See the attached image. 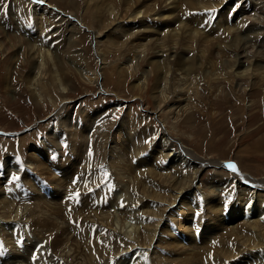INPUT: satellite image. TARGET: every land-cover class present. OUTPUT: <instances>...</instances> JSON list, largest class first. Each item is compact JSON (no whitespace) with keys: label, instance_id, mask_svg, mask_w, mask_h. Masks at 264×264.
Here are the masks:
<instances>
[{"label":"rangeland","instance_id":"rangeland-1","mask_svg":"<svg viewBox=\"0 0 264 264\" xmlns=\"http://www.w3.org/2000/svg\"><path fill=\"white\" fill-rule=\"evenodd\" d=\"M46 1L50 9L42 17L38 11L42 3L0 0V169L4 178L0 183V211L6 212H0V226H5L6 232L0 234V244L8 251L0 257V264H32V252H38L35 264H71V259L59 260L51 255V242L61 233L71 238L69 245L78 251L83 264H131L138 260L144 264H264V216L255 223L248 219L250 212L243 204L255 195L254 188L264 193V187H253L256 181L264 183V76L246 73L235 78L245 68L240 67L242 61L249 68L259 61L256 56L250 55L247 60L242 57L252 40H262L257 43L264 53V25L234 44L230 39L235 33L246 32L251 22L259 23L260 15L264 16V1ZM254 2L263 12L251 9ZM172 6L177 13H167ZM240 10L248 12L237 16ZM137 12L139 16L135 17ZM244 15H249L251 22L240 21ZM173 18L181 27L160 31L165 41L159 39V45L154 43L159 33L154 28L137 34L127 31L135 26L157 28L173 22ZM146 34L153 37L146 38ZM220 40L232 47L219 50ZM138 43L147 44V48L140 50ZM157 59H169L168 81L162 82H166L165 95H157V76L151 71ZM54 61L55 65H50ZM38 64L43 68H33ZM180 65L186 72L179 70ZM215 71L228 74L213 79L209 74ZM38 75L41 78L36 85H41V95L32 84ZM180 77L186 86L196 77L199 86L190 85L183 95L182 102L190 103L177 121L169 110L179 99ZM58 82L64 90L58 91ZM2 130L26 131L5 136ZM154 130L171 133L177 140L176 147L181 144L203 161L201 172L191 171L194 163L178 177L179 182L185 178V187L195 192L185 201L189 208L201 204L189 210L194 213V221L186 225L189 211L182 215V200L180 204L174 202V207L181 208L178 220L164 226L168 217L156 213L167 201H173L177 176L154 169L155 138L160 137L155 141L147 137ZM193 157H187L188 161L192 163ZM230 159L249 174L244 176L251 182L224 166ZM147 179L150 182L143 185ZM213 200L216 203L211 209ZM154 201H158L159 209L153 206ZM17 209H21L18 219L1 217L17 213ZM102 211L109 213L110 229L101 218L93 217ZM157 218L161 223L152 244L144 237L136 238L141 231L139 223L146 221L152 230ZM43 220L47 222L43 231L49 239L40 237L36 222ZM191 223L195 230H191ZM136 226L135 233L132 229ZM14 234L17 242L28 246L24 258L18 257L23 245L14 244ZM5 237L14 243L7 245ZM178 238L186 243L178 244ZM95 240L103 246L90 255ZM251 241L259 244L252 245ZM40 242L42 246L37 247ZM154 248L160 252H154ZM130 253L134 255L130 257Z\"/></svg>","mask_w":264,"mask_h":264},{"label":"bare ground","instance_id":"bare-ground-1","mask_svg":"<svg viewBox=\"0 0 264 264\" xmlns=\"http://www.w3.org/2000/svg\"><path fill=\"white\" fill-rule=\"evenodd\" d=\"M100 2H105L106 0H99ZM168 1V0H167ZM248 1V0H247ZM264 1V0H263ZM110 2H112V1H110ZM178 2V1H177ZM191 2V1H190ZM259 1H257V3H258ZM235 3V2H234ZM242 3V2H241ZM253 3V2H252ZM251 3V4H252ZM131 4H134L133 2L131 3ZM260 4H262V2H259V5ZM98 5L100 6L101 4L100 3H98ZM219 5H220V3H219ZM234 5V4H233ZM241 5V4H240ZM182 6V5H181ZM258 6V4H256L255 2H254V4H253V6L251 7V9H258L260 12H263V10H262V6H260V7H257ZM238 7H239V3H238ZM175 8V6H172L171 7V9L170 10H168L167 11V13H170V14H175V13H177V9L175 10L174 9ZM235 8V7H234ZM242 8V7H241ZM38 9V8H37ZM49 6H48V2H46L45 3V5H41L40 7H39V9H38V11L40 12V15L43 17V16H47V13L49 12ZM263 9H264V7H263ZM181 10V9H180ZM243 10V9H242ZM51 11V10H50ZM238 11V10H237ZM253 11V10H252ZM248 11H239V13L237 14V16L238 15H240V14H243V13H247ZM249 14V13H248ZM112 15V14H111ZM118 15V14H117ZM116 15V16H117ZM135 17H137V16H139V12H137L136 13V15H134ZM164 16H166V14L164 15ZM241 16V15H240ZM162 17V16H161ZM248 17H250L249 15H244L241 19H240V21H246L247 23L250 21L251 22V17L250 18H248ZM206 18V16H204L203 17V19H205ZM247 18V19H246ZM263 18H264V16H262V15H260V17H259V23L258 24H260L261 22L262 23H264V20H263ZM115 19V18H114ZM236 19V18H235ZM244 19V20H243ZM248 19H249V21H248ZM101 20V23H103V21H104V19L103 18H101L100 19ZM113 20V19H112ZM111 20V21H112ZM143 20H145V19H143ZM256 20V19H255ZM106 21V20H105ZM164 21V20H163ZM173 22H170V23H168L167 22V24H164V26H163V24H160V27H157V28H155V26L153 27V26H146V27H144V28H139V29H137V27L138 26H135V27H132V28H130L129 30H127V31H130V34L132 33V34H137V33H139V32H141V31H152V29L154 28V29H156V31L158 32L159 31V33H158V35H156L158 38H155L156 40H155V42L154 43H158V41H159V39H161V40H163L164 38H162V37H164V35H162V37L160 36V31H162L163 29H166L167 27H174V31H175V29L177 30L179 27H181V26H179V25H177V23H175L176 22V20L173 18V20H172ZM178 21V20H177ZM230 21V20H229ZM238 21V20H237ZM254 21V20H253ZM46 22V20H44V23ZM180 22V21H179ZM199 22L201 23L202 21L201 20H199ZM105 23V22H104ZM203 23H205V22H203ZM207 23V22H206ZM237 23V22H236ZM245 23L243 22V25H244ZM258 24H254V23H252L251 22V24H248L247 25V28L245 29V31L246 32H244L243 34H240V33H235L234 35H232L231 36V41L233 42V44H234V42H237V40H243L244 38H245V36L246 35H248L249 34V36L252 34V32H253V30H257L258 29V27H261L262 25H264V24H261V25H258ZM206 25V24H205ZM207 25H208V23H207ZM240 25H241V23H239V27H240ZM43 26H44V24H43ZM126 26V25H125ZM129 26V25H128ZM157 26V25H156ZM228 26V25H227ZM122 27V26H121ZM124 27V26H123ZM141 27V26H140ZM224 27V26H223ZM230 27V26H229ZM232 27H234V26H232ZM29 28H31V27H29ZM118 28V27H117ZM127 28V27H126ZM169 28H167V30H168ZM181 29V28H180ZM229 30V28H226L225 30ZM170 30V29H169ZM223 30V29H222ZM27 31V30H26ZM139 31V32H138ZM230 31V30H229ZM234 31V30H233ZM232 31V32H233ZM27 32H29V30L27 31ZM225 32V31H224ZM238 32V31H237ZM33 33V32H32ZM97 33H99V32H97ZM124 33V32H123ZM218 33V32H217ZM28 34V33H27ZM94 34H95V32H94ZM175 34V33H174ZM29 35H31V33H29ZM100 35V34H99ZM176 35V34H175ZM143 36V35H142ZM171 36H172V33H171ZM192 36V35H191ZM248 36V37H249ZM27 37H29V36H27ZM96 37V36H95ZM148 37H151L150 35H147L146 34V38H148ZM153 37V36H152ZM151 37V38H152ZM177 37V36H176ZM175 37V38H176ZM226 37V36H225ZM258 37H259V35H258ZM175 38H173V39H175ZM218 37H214L213 39H217ZM256 38V37H255ZM254 38V39H255ZM182 40V39H181ZM194 40V39H193ZM193 40H192V43H193ZM212 40V39H211ZM251 40V39H250ZM258 40H260V42L262 41L261 39H258ZM258 40H256V41H253L252 40V43L253 44H248L247 45V47H245V48H247L246 50H245V55H243L242 57L243 58H246V60L250 57V55H251V57L250 58H253L254 56H256V58L258 57L259 59V61H261V62H257V64H255L254 63V65L252 66L251 64V68H249L248 67V65H245V63H246V61H242L240 64V67H243V66H245V68H244V70H239L238 72H237V75L235 76V78H242V76H243V74H248V73H251L253 76L254 75H263L264 76V56L262 55V54H264L263 53V51H262V49H260V48H258V46H259V44L257 43V41ZM264 40V39H263ZM165 40H163V42H164ZM205 41V40H204ZM114 42H118V41H114ZM124 42V41H123ZM122 42V43H123ZM176 42V41H175ZM191 42V41H190ZM121 42H118V44H120ZM246 43V42H245ZM194 44V43H193ZM262 44V43H261ZM138 46H139V48H140V50H141V48L142 47H144L145 46V48H147V44H145V43H138L137 44ZM158 45H159V43H158ZM194 46V45H193ZM262 46H264V45H262ZM262 46H260V47H262ZM157 48L158 47H160V46H156ZM164 47V46H163ZM166 47V46H165ZM205 47V46H204ZM217 47H219V50H220V48H221V50H224V49H228V47H232V45H225V41H219L218 42V44H217ZM255 47H257V49L256 50H254V48ZM175 48V47H174ZM250 48V49H249ZM168 49V48H167ZM157 50V49H156ZM164 50V49H163ZM225 50V51H226ZM264 50V49H263ZM158 51H159V49H158ZM162 51V50H161ZM216 53H218L217 51H216ZM222 53V52H221ZM226 53V52H225ZM219 55V54H218ZM226 55V54H225ZM157 56H159V55H157ZM161 58V57H160ZM242 58V59H243ZM169 59H167L166 61L165 60H161V61H159L158 59L157 60H154V62H152V69H151V71H153V72H155V74H156V76H157V80H156V84H155V88H158V91H157V95L158 94H164L163 93V91L165 90V85H166V82L164 83V85H163V80L164 81H168V80H166L167 79V74L169 73V71L171 70L170 69V66H169V64H168V61ZM191 60V59H190ZM218 60V59H217ZM255 60V59H254ZM182 61H184V59L182 60ZM187 61V60H186ZM250 61V60H249ZM255 61H257V60H255ZM235 62H237V61H235ZM244 62V63H243ZM254 62V61H253ZM252 62V63H253ZM55 63V61L54 62H51L50 63V65H55L54 64ZM221 63V62H220ZM249 64V63H248ZM44 66V65H43ZM43 66H39V64H38V66H36V65H34L33 66V68H35V69H42L43 68ZM231 68V67H230ZM221 69H223V68H221ZM232 69V68H231ZM230 69V70H231ZM234 69V68H233ZM179 70H181V72L183 71V72H186L185 70H183V68L181 67V65H180V67H179ZM229 70V71H230ZM152 72V73H153ZM182 72V73H183ZM231 72H233V70L231 71ZM230 72V73H231ZM149 73H151V72H149ZM211 73V72H210ZM234 73V72H233ZM236 73V72H235ZM185 74V73H184ZM209 74V73H208ZM225 74H228V73H223V72H214L213 74H209V76H211V78H213V79H219V78H221V77H223ZM257 75V76H258ZM250 77V76H249ZM36 79V82H33L32 84L33 85H35L34 87H33V89H36L37 90V92L41 95L42 94V91L40 90V88L39 87H41V85H39V83L36 85V83L37 82H39V79L41 78V76L39 77V75H38V77L36 76L35 77ZM186 78V77H185ZM195 78L196 77H193V79H192V81L190 82V83H188L187 84V86H186V84L184 83V81L183 80H181V79H183V77H180V85H179V92L177 93L178 94V96H179V99H177L175 102H174V104H173V106L175 105V107H171V109L172 110H169V112L171 111V113H174V117L173 118H175L177 121L179 120V117H180V115L181 114H183V113H185V109H186V106H188L189 105V103L190 102H186V103H183L182 101H184V97L185 96H183L185 93H187L189 90H190V88H189V86L191 85V86H194V85H196L195 84ZM226 78V77H225ZM228 78H230V77H228ZM146 79H147V77H145V79H144V83H145V81H146ZM230 79H232V78H230ZM34 80V79H33ZM188 80V79H187ZM257 80V79H256ZM260 81V80H259ZM252 82H253V80H252ZM255 83V82H254ZM257 83V82H256ZM58 84V86H59V89H58V86L56 85L55 87L58 89V91L60 90V89H62V90H64V88H65V86L61 83V82H58L57 83ZM197 84L198 85H196V86H199V83L197 82ZM252 84V83H251ZM163 88V89H162ZM199 88V87H198ZM187 89V90H186ZM69 91V90H68ZM166 92V91H165ZM63 94V93H62ZM165 95V94H164ZM177 96V95H176ZM189 96V95H188ZM166 97V96H165ZM190 97V96H189ZM161 100V99H160ZM164 101H165V99H163ZM188 100V99H187ZM176 107L178 108V110L176 109ZM180 112H182L181 114H180ZM26 130H29V128H27ZM26 130H21V131H15V132H7V133H5L4 135L5 136H15V135H20V134H22V133H24ZM85 131H87V130H85ZM133 136V138H135L134 136V133L132 134ZM166 135H169V136H166ZM61 137V136H60ZM147 137L148 138H151V140H154V138L155 137H160V139H156L155 138V140H158L157 141V143H156V145H157V153H156V161H157V163H156V166H155V168L154 169H157V170H159L160 172H161V174H164V175H167V176H171V177H175V176H177V181L173 184V193L171 194L172 195V200L173 201H171V202H166V204H165V206H163L162 207V211H160V213L159 212H156L157 214H159V215H161L162 217L163 216H167L168 217V219H166L165 221V223L164 224H162V225H167V223L168 222H171V221H175V220H178L177 218H176V216H179L180 214H179V211L181 212V208L179 207V205L177 206V207H174V202L175 201H178V203L180 204L181 202V200H182V207L184 206V208H185V210L182 212V215H185V214H187L185 211H189V210H193V208L194 209H196V207H201V204H199V202H198V204L196 203L195 205H194V207H190L189 208V205L187 204V202H185L186 201V199L187 198H189V197H193V194L195 193V192H190V190H189V188L190 187H185V184L183 183V181L185 180V178H184V180L182 179L180 182L178 181V177L180 176V175H183L184 176V174H182V173H184V172H186L187 171V168L188 167H191V165L192 164H194L195 163V165H192V166H194V168H191V171L193 170V169H196V171H197V173L198 172H201L202 171V167H204V164H203V161L201 160V159H199V158H197V157H193V155H191V153H190V151L189 150H187V149H185L184 147H182L181 146V144H180V147L178 146V147H176V145H175V143L177 142V140H176V138H174L173 139V136L171 135V133L169 134L168 132L166 133L165 132V130H162V131H160V130H154L153 132H151V133H149L148 135H147ZM154 140V141H155ZM53 144H56V141H55V143H53ZM180 149H181V151H180ZM116 150V149H115ZM175 150V152H173ZM116 152V151H115ZM80 153H81V151H80ZM189 156H192L194 159L192 160L193 162L191 163V162H189L188 160V158L187 157H189ZM116 162H118V161H116ZM196 165H197V167H198V169L199 170H197V168H196ZM37 166V165H36ZM143 167H145L144 166V164L143 163H141V167H140V170L143 172L145 169L143 168ZM237 167V166H236ZM34 168H36V167H34ZM39 168V167H38ZM143 168V169H142ZM238 169V168H237ZM240 170V169H239ZM43 173V172H42ZM192 173V172H191ZM3 173H1V169H0V183L2 182V180L4 179L3 178V176H1ZM41 175V174H40ZM5 176V175H4ZM187 177H188V175H186ZM192 176V175H191ZM41 177V176H40ZM194 177V176H193ZM192 177V178H193ZM42 178V177H41ZM90 181V180H89ZM188 181H189V179H188ZM150 182V180L149 179H147V180H145V183H143V185H145L146 183H149ZM240 182V181H239ZM59 184H62L63 182L60 180L59 182H58ZM58 183H56L57 185H59ZM241 183V182H240ZM193 184V183H192ZM256 185H258V186H256ZM242 187V186H241ZM253 187H256V188H261V187H264V183H262V182H258V181H256V183L254 182V184H253ZM1 188V187H0ZM103 188V187H102ZM227 189V188H226ZM242 189H244V188H242ZM213 190V189H212ZM216 190V189H215ZM193 191V190H192ZM229 191V190H228ZM241 191V190H240ZM249 191V193H251L252 194V192H255V195L253 196V195H250V197L249 198H247V200H245L246 202L245 203H243V204H246V205H244L245 206V208H244V206H242L244 209H245V211L246 212H250L249 213V217H248V219L250 218V219H252L255 223H257V222H259V220L261 219V218H259V217H262L263 218V216H264V202H263V198H264V193H262V192H260L259 190H257V189H255L254 188V190L252 191V192H250V190H248ZM215 192V191H214ZM244 192V191H243ZM247 193V192H246ZM245 193V194H246ZM214 195V194H213ZM217 195V194H216ZM241 195V194H240ZM230 196V195H229ZM243 196V195H242ZM206 198V197H205ZM218 198V197H217ZM44 199V198H43ZM42 199V200H43ZM216 199V198H215ZM208 200V199H207ZM210 200V199H209ZM154 202H156V204H153V206L154 207H156V205H157V209H159V206H158V201H154ZM219 202H222V201H219ZM35 203V202H34ZM43 202H41V204H42ZM176 203V202H175ZM214 203H216V201L215 200H213V201H211V205H210V208L211 209H214V207L215 206H212ZM224 203V202H223ZM47 204V203H46ZM210 204V203H209ZM227 204V203H226ZM219 205H221V203H219ZM39 206H40V204H39ZM170 206V207H169ZM222 207V206H221ZM220 207V208H221ZM39 208V207H38ZM57 208V207H56ZM61 208V207H60ZM126 209V208H125ZM128 209V208H127ZM217 209H218V207H217ZM18 210V212L16 213V212H12V214H7V216H4V214H2V216L1 217H5L6 219H9V217H18V215H20V213H19V211L21 210H19V209H17ZM241 210H242V208H241ZM129 211V210H128ZM145 212H146V210H144ZM152 211V210H151ZM0 212H4V213H6L4 210L3 211H0ZM108 212V211H107ZM107 212H103L102 211V214L100 213L99 215H97V216H93V217H98V218H101L102 219V221H104V223H106L107 224V229H110V227L109 226H111V222L109 221V218H108V214L109 213H107ZM148 213L150 212V210L149 211H147ZM221 213V212H220ZM34 214V213H33ZM188 214H189V217H188V221H187V223L185 222L184 223V225H186V224H188V223H190L192 220L194 221V219L192 218V216L194 215V213L192 212V211H189L188 212ZM187 214V215H188ZM243 214V213H242ZM158 215V216H159ZM235 216H237V215H235ZM248 216V215H247ZM35 217V216H34ZM234 217V216H233ZM241 217H245V216H241ZM176 218V219H175ZM2 219V218H1ZM15 219V218H14ZM18 219V218H17ZM41 219V218H40ZM160 220H161V217L159 218ZM163 219V218H162ZM37 220V219H36ZM181 221V220H180ZM252 221V223H250V221H248V223L249 224H251L252 226L254 225V222ZM261 221V220H260ZM5 222H9V221H5ZM157 223H153V225H154V227L152 228V230H150V225L146 222V221H144L143 223L141 222V223H139L140 225V228L139 229H141V231L136 235V238H140V237H144L145 238V240H147V242L148 243H150V244H152L151 243V240L153 239V237H154V235H155V233H156V231H157V227H158V225L161 223V222H159L158 221V218H157V221H156ZM184 222V221H183ZM3 224V223H2ZM1 224V225H2ZM36 224L38 225L37 227H39L38 229L40 230V233L42 234L40 237L41 238H46V239H49V235L47 234V233H44V228H46V224H47V222L45 221V220H43V221H41L40 223H37L36 222ZM48 224H50V223H48ZM193 224L194 223H191L190 225H192V227H191V230H195V228H193ZM211 224V223H210ZM30 225H31V223H30ZM52 227L54 226V224H50ZM101 225V224H100ZM243 225V224H242ZM262 225V224H261ZM35 226V225H34ZM104 226V225H103ZM139 226H136L134 229H132V231L133 230H135V233H136V231H137V228L139 227ZM195 226V225H194ZM4 228H5V226H4ZM4 228L3 227H1L0 226V234L1 235H5L6 234V232H4ZM105 228H106V226H105ZM182 228V227H181ZM7 229V228H6ZM50 230V229H49ZM65 230L68 232V230H70V229H68V228H65ZM130 230V229H129ZM253 230V229H252ZM51 231V230H50ZM106 231V230H105ZM131 231V230H130ZM159 232H157L158 234H160V235H162L163 234V232L161 231L160 232V230H158ZM65 232V231H64ZM71 232H72V230H71ZM102 232V231H101ZM98 233H99V230H98ZM103 233V232H102ZM102 233H100L101 235H102ZM253 233V232H252ZM51 234V233H50ZM104 234V233H103ZM105 234H106V232H105ZM10 235V234H9ZM48 235V236H47ZM56 235V237H55V239L51 242V249H52V253H51V255H53V256H57V257H59V260L61 259V257H66L67 258V260H69V259H71V264H83L82 263V260L80 261V260H78V258H81L76 252H78L77 250H74L73 248H71L70 247V245H69V241H71V238L69 239V238H67L68 236H64L63 235V233H61V234H55ZM97 235V234H96ZM244 235H246V234H244ZM100 236V235H99ZM105 236V235H104ZM120 236V235H119ZM140 236V237H139ZM74 237V236H73ZM98 237V236H97ZM102 237V236H101ZM107 237V236H106ZM158 237H159V235H158ZM162 237V236H161ZM183 237V236H182ZM246 237V236H245ZM7 238V237H6ZM52 238H54V237H52ZM104 238V237H103ZM108 238V237H107ZM121 238V237H120ZM184 238V237H183ZM183 238L181 239V238H178V239H176V241H178V244L179 243H182V242H185L186 243V241H184L183 240ZM258 238V237H257ZM3 239H5V238H3ZM99 239H101V238H99ZM163 239V238H162ZM249 239H250V236H249ZM103 240V239H102ZM112 240V239H111ZM113 240H114V238H113ZM131 240V239H130ZM159 240H160V237H159ZM246 240H248V238L246 239ZM5 243L7 244V245H9L10 243H14V242H12L11 240H9V239H5ZM104 241V240H103ZM141 241V240H140ZM130 242V241H129ZM143 242H145V241H143ZM191 242V241H190ZM96 243V244H95ZM95 243H93L92 245H93V247L94 248H92V246H91V251H90V248L88 247V244L86 243H84L85 244V247H86V249H88V251H90V255L92 254V252L94 253V252H98V250H99V248L100 247H102L103 245H101L100 247L98 246V244H97V242H96V240H95ZM135 242H133V244H134ZM158 243H161L160 241H158ZM231 243V242H230ZM251 243H252V245H257V244H259V241H256V242H253V241H251ZM15 244V243H14ZM129 244V243H128ZM248 244V243H247ZM100 245V244H99ZM130 245V244H129ZM226 245V244H225ZM11 246V245H10ZM106 246V245H105ZM118 245L116 244V247H117ZM130 246H133L132 244L130 245ZM139 246V245H138ZM137 246V247H138ZM16 247V246H15ZM28 247V246H27ZM27 247H23L22 248V251L21 252H18L17 254H18V257H22V258H24L25 257V251H26V248ZM79 247V246H78ZM136 246L134 247V248H137ZM112 248V247H111ZM130 248V247H129ZM11 249V248H10ZM113 249V248H112ZM155 249V250H154ZM153 250H154V252H160V251H157V249L156 248H154ZM231 249V248H230ZM129 250V249H128ZM14 251H15V249H14ZM19 251V250H18ZM38 251V250H37ZM132 251V250H131ZM130 251V252H131ZM139 250H134L133 252H138ZM71 252V253H70ZM109 252V251H108ZM15 253V252H14ZM16 254V253H15ZM131 254V253H130ZM134 254H131V255H129L130 257H132ZM29 256V255H28ZM79 256V257H78ZM42 259V256H39V259ZM65 258V259H66ZM125 258V257H124ZM157 258V257H156ZM130 260H131V258H130ZM129 260V261H130ZM138 260V259H137ZM16 261V260H15ZM41 262H42V260H41ZM41 262H39V263H41ZM85 262V261H84ZM132 262H133V259H132ZM11 264V263H10ZM13 264H16V263H13ZM131 264H144V263H139V260L138 261H136V263L134 262V263H131Z\"/></svg>","mask_w":264,"mask_h":264},{"label":"snow or ice","instance_id":"snow-or-ice-1","mask_svg":"<svg viewBox=\"0 0 264 264\" xmlns=\"http://www.w3.org/2000/svg\"><path fill=\"white\" fill-rule=\"evenodd\" d=\"M227 167H229L230 169H232L233 171H236V166L234 164H229L227 165ZM15 178V177H14Z\"/></svg>","mask_w":264,"mask_h":264}]
</instances>
